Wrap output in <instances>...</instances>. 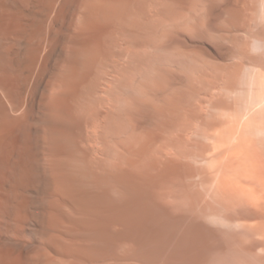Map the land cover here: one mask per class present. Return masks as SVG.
<instances>
[{"label":"rangeland","instance_id":"obj_1","mask_svg":"<svg viewBox=\"0 0 264 264\" xmlns=\"http://www.w3.org/2000/svg\"><path fill=\"white\" fill-rule=\"evenodd\" d=\"M1 1L0 87L4 92L0 90V264L126 263L120 262L117 256H120L123 252L130 253L133 245L123 247L112 238L109 232L103 233L100 224L99 227L98 224L92 222H68L59 218V213L50 207L48 204L50 198L43 195L40 186H37L38 189L32 194L10 188L14 185L29 183L32 179L27 171H16L13 168V163L17 160L28 159L32 161L34 159L33 152L27 150L26 143L30 138L29 134L23 138L20 137L21 140L18 138L19 132L15 130L19 125L25 124L26 113H31L35 125L42 127L44 126L42 124L43 119L48 118V115L45 114L47 111L45 110L44 97L56 94L54 97L57 98L59 95L64 98L77 92L85 96L87 103L93 102L98 106H102L104 101L106 107L103 109L109 111L112 115L109 124L106 126L108 133L107 159L109 162L114 163L120 152H131L133 156L142 158L160 145L168 149L170 157L183 161L185 164L183 166L171 165L168 167L167 175L178 178L177 181H184L188 184V188L177 187L176 196L171 199L177 201L183 211L192 212L195 216L207 220L212 232H214L213 237L215 238H213V241L220 244V246L213 245L214 248L206 249L203 260L197 264H264V227L261 229L262 232L257 234L255 231L253 235L251 232L254 229L252 228L260 223L255 222L256 219L250 220L248 218V214L250 216L258 209L264 211V140H262V138L264 139V96L261 97L264 94V86H262L264 79L262 80L261 74V76L255 74L256 71L260 73L259 65L262 64L264 58V35L258 34L249 38L245 32L237 31L239 29H233L227 33L226 30L224 32L220 30L221 32H219V30H213V27H211L212 31L210 26L214 22L212 21L213 17L211 18V0H187L185 6L182 0H97L100 6L105 4L114 8V10H109L105 15H102V19L104 22L117 21L122 24L114 35L121 41L123 46L130 38L139 39L134 53L132 50L131 53L117 56L119 71L113 72L110 58L105 50L99 47L101 46L99 40L102 27L81 28L83 34L78 33L80 27L77 28L76 23L80 21L81 14L87 4L84 6L82 4L83 0H77L74 5H77L78 11L74 13L72 10H67L62 14L60 21H63L64 18L65 27H62L63 25L60 22H54L53 18L57 13L53 11L50 14L49 19H47L50 22V27L46 35L49 36L54 30L63 28L66 36H74L78 33L82 35V37L80 36L81 39L89 43L92 42L88 55L83 56L84 64L70 79L61 80L57 74L62 67V63H57L56 60L62 58L71 62L73 54L66 52L55 44H47L46 50H42L40 53L38 62L35 61V68H33L35 74L29 73L25 78V72L27 71L23 66L26 63L24 64L25 61L22 62V59L21 65L23 64V66L13 63L10 54L11 49L19 44L17 46H21L22 51L17 50L20 52V54L17 53V57L26 58L28 56L30 58L27 59L28 63L26 65L28 66L30 60H32L29 50L34 49L40 40L39 30H36V27L25 26L20 16L5 8L6 5ZM212 1L214 5L215 3L220 5L221 3V7L226 4L225 0ZM256 2H258L257 7L259 8L256 12V19L258 23L262 22V26H264V0ZM259 2L263 4L261 5ZM219 5L217 4V6ZM56 9H59V3H57ZM81 9L83 12L80 11ZM199 15H202V17L199 18ZM224 17L225 19H220L221 22L229 18V16ZM211 22L213 23L211 24ZM221 44H227L232 52L231 55L234 54L235 58H231L233 56L229 57L231 59L216 58L214 51L217 53L222 47H226ZM17 46L15 48L19 49ZM239 46H247L243 48V51L248 49H250V51L248 50L250 53L251 50L254 51L255 54L252 53L257 60L254 63L240 62L239 59H242V56L239 57L243 54H241ZM236 50H239L240 55L237 54ZM114 51L116 53L121 52L119 47H115ZM33 56L35 60L37 54ZM49 59V66H47ZM216 63H218L219 68L221 67L219 73H222V75L219 78H224V81L228 78L231 82L226 80V83H231V88H238L235 89L236 93L233 91V95L232 92H229L231 89L228 87L229 85L221 80L222 92L220 93L218 90V100L216 89H213V86L212 88L209 87V84L212 85L213 77L217 76L219 70L215 69L217 67L215 66ZM236 63H238L237 66L242 63V69L237 67L240 71H235L237 74L232 72L234 70L231 71ZM237 68L235 67V70H238ZM214 69L215 71H212ZM205 71L209 74L215 73L210 74V76L208 74L204 75ZM202 72L204 73L202 74ZM202 75L205 78L209 76L206 78L207 80L205 79V82L200 79V77H203ZM20 76H22V79H30L31 77L30 86H34L36 89L35 95H32L33 97L27 92L22 96L19 87ZM231 76H234L235 86H233L234 81L229 79L232 78ZM258 80H262V85ZM258 85L263 89L256 90V88H253H258ZM211 89H213V92L215 90L213 94H210V92L212 93ZM226 89H229V93ZM260 91L261 93L258 95ZM223 92L226 95L232 93V99L228 96L226 98ZM214 94L216 96L214 101L217 102L219 99L228 101L221 100L224 103L217 102L221 106H218L215 112L216 107L214 106L216 103L214 104L213 100V103L211 100V102H208L209 97L214 96ZM220 96H223V98ZM260 98H263L261 99L262 102H260ZM210 99L213 98L210 97ZM19 102L23 103L20 109H14L13 106ZM257 102L260 104L257 105ZM201 103L204 105V111H206L205 118L203 117L202 108H199ZM254 106L257 108L255 107V109ZM213 107L214 109H212ZM58 108L61 107L51 110L53 111L50 114L52 120L68 121L66 111L63 108ZM199 109L200 112H198ZM145 111L152 116V124L143 122L142 117ZM217 112L218 114L226 112V116L232 113V117H230L231 115L229 117L231 122L235 121V126L232 127L231 122L229 123L230 118L227 119L226 117L225 119L223 116L217 119H220L218 121L220 124L224 123L223 120H227L225 126L224 124L220 126L217 124L218 127H215L212 121L218 115L212 119V114H217ZM198 113L203 114L201 116L203 120L200 118L201 121H199ZM222 113L219 115L222 116ZM202 121L206 122L203 123ZM61 131V134L63 133L66 138L73 139L72 131L65 130V128ZM49 134L51 137L54 136L50 130ZM218 137L219 141L216 140ZM253 139L256 140L253 141L256 144L250 143L249 145L248 142ZM252 145H256L255 148ZM215 146L217 147L214 148ZM235 147L238 151H241V148L251 151V147L257 151L256 148H258L261 152V155L257 158L259 159L257 160L258 163L262 162L261 167L255 170L251 169L252 174L250 173L251 175L249 174L250 177L248 178L246 175H248L252 164L256 162L254 159L250 161V158L246 159V157H249L247 152L241 151L243 157L246 156L245 158H240L242 155L238 157L235 155L236 160L234 156L230 157L226 153L228 160L224 159L226 157L222 159L225 151H232ZM221 149H223L220 155L221 158L218 159L215 155ZM250 151L248 152L250 153ZM180 152L185 153V155H179ZM243 153L246 155L244 156ZM232 159L236 160L235 163ZM238 160H240V164H238ZM226 161H231L234 165L238 164L237 169L232 166L235 170L228 168L227 171L225 168V171H223ZM222 165L223 168H221ZM245 168L247 169L245 170ZM227 172H231V175H227ZM222 174H226L223 179L228 177L238 183L239 186H246L247 194L239 190L231 192L227 188H223L220 182V180L222 181ZM144 204L152 205L148 201ZM64 211L70 213L73 218H79L70 206H66ZM160 213L157 211V216ZM243 214L247 215L243 217ZM153 221L147 222L145 231L143 230L147 234H144L145 236L139 230L126 229V233L131 234L134 243L133 251L131 250L130 254L135 255V249H138L137 254L142 253L147 255L148 258L157 259V263H160L161 259L166 260L167 258L171 261L173 257L170 256L168 246L175 243L177 239L176 234H174L175 236L171 235V231L175 226L173 223L176 224V222ZM179 226L180 224L177 223L175 227L180 229ZM250 226L252 230H250L249 235ZM146 229H148L147 233ZM128 230L130 231L127 232ZM153 232L155 236H158L156 242H143L144 238H147ZM136 236L138 238L141 236V238L137 240ZM250 238L251 240H249ZM253 242H260L261 246L250 248ZM4 243L17 245L20 247L21 252L12 251L4 246ZM247 243L251 244L247 245ZM162 245L165 247L168 245L166 248L164 247L165 252ZM259 246L260 248H258ZM120 247L124 248L121 252H119ZM159 256L162 258L158 259ZM174 261L176 262V260ZM137 264H140L139 261ZM141 264L143 263L141 262Z\"/></svg>","mask_w":264,"mask_h":264},{"label":"bare ground","instance_id":"obj_2","mask_svg":"<svg viewBox=\"0 0 264 264\" xmlns=\"http://www.w3.org/2000/svg\"><path fill=\"white\" fill-rule=\"evenodd\" d=\"M76 1L77 0H64L62 2L60 1L58 2V0H24V1L2 0L1 1V3H4L6 5L4 6L5 8L15 12L16 14H18V16H20V19L23 21L25 26L31 27V28L36 27L37 28L36 30H39L38 33L40 35V40L38 44L35 45L34 49H31L32 51L29 50L31 52L30 57L32 60H30L28 66L26 65L28 63L27 59H30L28 56H27L28 58L23 57L24 59L17 57V53L20 54V52L18 51H22L20 49L21 46H17L19 45L17 44L16 46L19 47V49H16L15 48L16 46H14V48L12 47L11 49L10 54L12 55L13 63H15L16 65L19 64L20 66L21 59H22V62L23 60L25 61L24 64L26 63L24 66L23 64L21 65L25 67L27 71L25 72L26 73L25 78H27V74L33 73V68H35L34 66L38 62V57L40 53L42 52V50L43 51L46 50L47 44H55L56 46L61 47L66 52L73 54V58L71 62H69L67 59L63 60L62 58H60L59 60H56L57 63H62V67L59 69V72L57 74L58 78H60L61 80H68L70 79L72 75H75L77 70L80 68V66L84 64L83 56L88 55L89 51L91 50L90 45H92V42L89 43L85 41L84 39H81L82 35H79L80 33H82L81 28L87 29L89 27L93 28L94 26L102 27L101 36L99 35L100 36L99 41L101 42L100 44L101 46L99 45L98 46L102 47L105 50V53L110 58V65L113 68V72L119 71V68H118L119 59L117 58V56L131 53L132 50L134 53L135 47L137 43L139 42V39L138 38L136 39L134 37L130 38L126 41L125 45L123 46L121 41L114 35L116 30L122 24L117 21L104 22L102 19V15H105L109 10L111 11L114 10V8H112L111 6L108 7L104 3H103L104 5L100 6V4L98 5L97 0H83L82 4H84V6L85 4L87 5H86L85 10L82 7L84 12L82 11V9L80 10L83 13L81 12L82 16L79 19L80 21L76 23L77 28L80 27L79 30L81 29L80 32L77 31L79 34L77 33L74 36L73 35L66 36L64 33L65 31H63V28H60L58 30H54L53 32L49 34V36H47L46 34L50 27V22H48L47 19H49L48 17L50 16V14H52L53 11L54 13H57L56 16L53 18L54 22L55 21L60 22L61 25H63L62 27H65L64 18H63V21H60L61 17L63 16L62 14H64V12L67 10H72L74 13L78 11L77 5L76 6L74 5ZM186 1L187 0H182L184 6L186 5ZM256 1L258 0H225L226 4L224 5L223 3L224 6L221 7L222 6L221 3L220 5L219 3H215L214 5V2L211 0V4H212L211 18L213 17L212 21L214 22V24H212L213 22H211L212 26H210L209 24L210 28L213 27V30L216 29V31L219 30V32L221 31L224 32L226 30L227 33L232 31L233 29H239L237 31L241 30L245 32V34L249 36V38L254 37L255 35L257 36L258 34L264 35V26H262V22L258 23L256 19V12H257V9H259L257 7L258 2ZM57 3H59V9H56ZM259 3L261 4V2ZM217 4L221 8L217 6ZM224 16L226 17L229 16V18L228 19L226 18L225 21L221 22L220 19L221 20L225 19ZM198 17L200 18L202 17V15H199ZM199 21H197V23H199ZM221 45L222 46L224 45L226 47L224 48L221 46L222 49H220V51L217 53H215L214 51V55L216 54V58L221 57L223 59V58H229L230 56H233L231 58H235L234 54L231 55L232 52L228 48L227 44H221ZM229 46L231 47V45ZM115 47H119L121 52L116 53L114 51ZM241 47L239 46L238 48H240L241 54L243 55H240L239 50L238 51L236 50L237 54L240 55L239 58H241L242 56L243 60L239 59L240 62L244 61V62L254 63L257 60V58L253 56L252 52L254 51L251 50V53L249 52L250 49H248L249 51L246 49H245L246 51H243L244 50L243 48H246L247 46L246 47L241 46ZM231 48L233 49V47ZM236 51L234 52L236 53ZM36 54H37V57L34 60L33 55L36 56ZM262 60H263L262 64L259 63L260 64L259 68L261 71L259 73V71L257 72L255 69L256 71L255 74L257 75L261 74L262 80H263L264 79V58ZM49 61L50 59L47 61V66H49ZM237 64L238 63H236L235 66L233 67L234 69H231V71L234 70L232 72H235V71L239 72L240 71L238 69L239 67L240 69H242L241 68L242 63L239 64L240 66L239 65L237 66ZM215 66H217L215 67V69L216 68L217 70L219 69L217 72V76L213 77L212 85L209 84L210 86L209 85L208 86L210 88H212L213 86V89H216V96H217L218 90L220 93L222 92L221 87H220L221 85L220 82L221 80L224 81V78L223 79L222 77L221 79L219 78L222 75V73H219L221 67L219 68L218 63H216ZM235 67L236 68L238 67L237 68L238 70H235ZM243 68H245V66H243ZM215 69L212 71H215ZM212 71H209V72H212ZM203 73L204 72H202V74ZM214 73H210V74L213 75ZM34 74H35V70L32 75ZM205 74L206 75L208 74L210 76V74L206 73V71L204 75ZM204 75H202L203 77H200V79H202L203 82H205V79L209 77L207 76L205 78ZM234 76H231L232 78H229V79H232V81H234L233 79ZM20 77H21V80H19L20 81L19 87H20V92L22 96L26 92L30 96L32 95L34 96L36 89L34 88V86H30L31 85L30 82L32 80L31 77L30 79L29 78L22 79V76ZM226 80H228V78L225 79L224 82L223 81L222 82L226 83ZM262 80H258L261 82V85L264 82V81L262 82ZM202 81H201V84H202ZM228 82H231V81L228 80ZM226 84H228L229 85L228 87L231 88L230 86L232 85L231 83H226ZM105 85L108 86L107 83H105ZM233 86H235V81L233 82ZM262 86H264V83ZM253 88H256V90L261 89L259 85H258V88L257 87H253ZM213 89H211L212 93L210 92V94H213L215 92V90L213 92ZM231 89L229 92H232L234 95L235 89H238V88L234 89L232 87ZM0 90H2L1 87H0ZM2 92L4 91L2 90ZM232 93H230V95H226V93L224 94L227 98V96L231 97ZM260 93L261 91L259 92L258 95H260ZM55 95L56 94L52 96L48 95L44 97L45 110L47 111L45 114L48 115V118L46 117L47 119L44 118L42 121L43 122L42 124H44V126L42 127L36 126L35 123L33 122V118H31V113L30 114L26 113L25 124L22 126L19 125L15 129L20 134L18 137L19 139L29 134L31 139L28 137L29 140L26 143V145H27V150L33 152L34 159L32 161H29L28 159H22V160H17L16 162L13 163L14 170L27 171L28 173H30V176L32 179L29 183H24L21 185H14V187L11 186L10 188L12 189L16 188L19 190H23L24 193L32 194L34 191L38 189L37 186H40L42 188L41 190L43 191V195L46 198H50L48 202L50 207L54 208L57 211V213H59L60 215L59 218H62L68 222L70 221L78 222V223L79 222L81 223L83 222L91 223L92 222V223H95L96 225L98 224V226L100 224L101 227L100 226L99 227L101 228L102 232L103 233L109 232L112 235V238H114L115 241L119 243L120 245H122L123 247H127L129 245L134 246L133 239L131 238V234L126 233L127 228L132 229V230L134 229L136 231L139 230L141 233L143 232V235H144L145 234L144 229L147 226V222H152L153 220H155L153 222H156V220L157 222L174 221L176 222V224L177 223L180 224L179 226L180 229H177L175 227L176 224L173 223L175 226L173 225L174 228L171 231V235L175 236L174 234H176L177 239L175 240L174 238H172L175 240V243H173L172 245H169L167 243L169 245L167 246L169 247L168 250L170 252L168 250L167 251L170 253V256L173 257V260L171 259L170 261L168 258H167L168 260L165 258L166 260L161 259L160 260L161 262L157 263L156 262L157 259L153 260L151 257L148 258L147 255H143L142 253L137 254L138 249L137 250L135 249L136 251L135 255L130 254L132 248H134L132 246V248L130 249V253L123 252L120 254V256H117L120 262L122 261L126 262L125 264H133L134 261H135L134 264H137L138 261L140 264L141 262L143 264H197L203 260V254H205L206 249L213 247V245L220 246V244H217L213 241V238H215L213 237L214 232H212V228L208 224L209 222H207V220H204L203 217H198L197 215L195 216L194 214H192V212L183 211L181 209L182 207H180L178 202L171 199L172 197L176 196L178 188L180 187L188 188L187 187L188 184L185 183L184 181H180V180L177 181L178 178L167 175V171L169 170L168 167H170L171 165L173 166L176 165L178 167L185 165L182 160L170 157L169 155L170 152L168 151V149L164 147L163 145H160L157 148H155L152 152H150L151 154L149 153L145 157L138 158V157L133 156L131 152H120L117 155L116 157L117 160L114 163L109 162L107 159L108 133L106 131V126L109 124L112 115L109 111L103 109L104 107H106L105 105L106 103L103 101L102 106L100 105L98 106L97 104H94L93 102L87 103V101H85V98H84L85 96L81 95L78 92L76 94H73V95H70L64 98H62L63 96H59V95L56 98L54 97ZM212 96L213 95H211L210 97L213 99H210L209 97L208 102H211L212 100L214 101L216 96L215 94L213 97ZM262 96H264V94L261 95V97ZM220 97L223 98V96H220ZM261 99L263 98H260V102H262ZM217 100H218V96H217ZM221 100H226V99H219V101ZM217 102L214 101V104L216 103L215 106L211 104L214 107H216L215 109L214 107L212 108L214 109V112L218 106H221V105H218L220 102L219 103ZM221 102L224 103L223 101ZM202 103L199 104L200 106L199 108L200 109L202 108V111L204 114L203 117L205 118L206 111H204L205 108L203 109L204 105H202ZM22 104L23 103L19 102L15 106H13V108L19 110ZM259 104L257 102V105ZM261 106H262V103H261ZM57 107H61L66 111V114L68 116V121L59 122V121L52 120V116L50 114H52L53 111L51 110H54L53 108H57ZM255 107L256 106H254V108ZM61 108H58V109H61ZM200 109L198 112H200ZM250 112L252 113L253 111L251 110ZM225 113L226 112L222 113L221 114L222 116H220L218 112L217 114H214V113H213L214 115L212 114V119L213 117L218 115L212 121L215 127H218L222 124H224L225 126V124L227 123V120H223L224 123L221 122L222 124H220V122H218L220 119L219 120L217 119L218 117L221 118L224 116L225 119L226 117L227 119L232 117V113H229L227 116L225 115ZM199 114L200 113H198L199 121H201V119L203 120V118L201 117L203 114H200V115ZM216 119H217V123H216ZM142 120L143 122L148 123V124H152V121H153L152 116L148 114V112L146 111L143 114ZM230 122H231V118H230L229 123ZM234 122H235L234 120L233 122H231L232 127L235 126ZM64 128L65 130H69L73 132V137H72L73 139H71L70 137L66 138L63 135V133L61 134L62 132L61 129L64 130ZM49 130L51 134L52 133L54 134V136L52 137L50 136ZM53 131H56V132H53ZM254 139L249 141L248 144L249 145L250 143L256 144V142H253V141H256ZM216 140L219 141V137ZM262 140L264 139L262 138ZM255 146L256 145H252L253 148H255ZM216 147L217 146H215L214 148ZM218 147L220 149L221 144ZM252 147H251V151L248 150L250 151V153L246 151L245 149L243 150L241 148L242 152L244 151L247 152V156L249 154V157L247 158L245 156L246 154L243 153L247 160L250 158L249 161L251 159H254V161L256 162L252 164L250 169L248 168L249 172H248V175H246L247 178L250 177V175L252 174L251 169L255 170L261 167V163H262V162L258 163L257 161L259 160L257 158L259 155H261V152L259 151L258 148H256L257 149L256 151L255 149H252ZM222 150L223 149H221L220 152H218L217 154L215 153L216 158L218 159L221 158L220 155H221ZM241 151L240 150L238 151L236 147L235 149H232V151L230 150L229 152L225 151V154L222 156V159L223 157H226V153H228V156L230 157L231 156L235 157V155L237 157L239 155L241 156L242 155ZM254 152L258 153V154L256 153L257 156L256 154H253ZM179 155L184 156L185 153L180 152ZM245 157H243L242 155V157L240 158H245ZM224 159L228 160L227 157ZM231 161H228V162L226 161L225 163L223 162L225 164V167L223 165L221 167V168L224 167L223 171L225 170L228 171V168H232V166L236 168L238 164H240L239 162L240 160L237 161L239 163L235 164L236 166L233 164V162L235 163V161L233 160L232 163ZM246 169L247 168H245V170ZM221 170H218V171L220 172ZM234 172L236 173V171ZM230 173L227 172V175H229ZM224 175L226 177V174H222L221 176L222 181L220 180L223 188H227V190L231 192L232 191L237 192L239 190L247 194L246 186H243V185L239 186L238 183H236L235 181H233L232 179L228 177H227L228 179L227 178L223 179ZM216 176L218 175L216 174ZM251 194L253 195L254 192ZM249 200H251V198H249ZM146 201L151 202L152 205L151 206L145 205L144 202ZM66 206H70V208H72V211L76 215H78L79 218H76V217L73 218L71 217L70 213L69 215L68 212L64 211ZM157 211H159V213L161 212L158 216H157ZM246 215L243 214V217ZM248 218H250V220L256 219L254 221L260 223L257 226L255 225L256 227L252 228L254 229L251 232L252 234L255 231L257 232V234L258 232L260 233L263 231V230L261 231V229L264 227L263 225L264 224L263 223L264 222V211L258 209L254 214L250 216L248 214ZM252 229L250 226L249 235H250V230ZM147 230L148 229H146V233H147ZM129 231L130 230H128L127 232ZM153 234L148 235V237L146 236L147 238H144L143 242H146V243L156 242L157 240L156 237L158 236H155L154 232ZM169 234H170V231H169ZM137 236L135 238L139 240L141 236L140 238H138ZM251 238L249 240H251ZM140 242H142V240H140ZM259 243L260 242H253L252 244L247 243V245L251 244L250 248H255L256 246L260 245ZM4 246L8 247L12 251L21 252L20 247H18L15 244L4 243ZM260 246L258 248H260ZM117 247H118V244H117ZM123 247L122 248L120 247L121 249L119 252L123 251L124 249ZM164 247L165 246H163V250H164ZM250 248L248 247V249ZM149 256H152V255H149ZM160 257L161 256L157 258L159 259ZM174 260H176V262Z\"/></svg>","mask_w":264,"mask_h":264}]
</instances>
